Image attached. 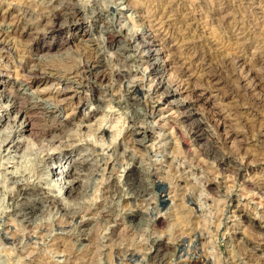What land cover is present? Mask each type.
Wrapping results in <instances>:
<instances>
[{
	"label": "rangeland",
	"instance_id": "1",
	"mask_svg": "<svg viewBox=\"0 0 264 264\" xmlns=\"http://www.w3.org/2000/svg\"><path fill=\"white\" fill-rule=\"evenodd\" d=\"M14 1H29L32 8L51 7L50 0H0L4 4ZM73 3L81 18L78 26L64 22L61 28L51 29L35 24L38 27L32 28V35L19 33L25 19H13L0 9V23L8 31L5 41L9 48L0 57V75L10 81L6 85L11 87L21 61L34 58L42 67L64 69L75 66L85 52L94 53L93 47L104 57L105 67L125 74V83L112 80L116 93L122 94L103 101L80 102L84 90L68 91L62 104L66 106L65 113L74 112L73 122L68 124L71 136L56 145L37 144L19 120L10 123L9 102L0 96V141L7 136V141L10 140L7 145L0 144V264H245L246 261L255 264L256 259L264 262V248L260 254L256 253L257 258L251 255L243 258L246 261L236 260L243 255L240 251L245 252L244 245H236L244 234L257 237L260 233L264 242V201L254 187H244L235 172L221 169L213 158L199 153L206 138L217 133L222 137L220 149L238 159H247L245 176L264 185V121L238 113L251 98L264 101V74L262 78L250 75L252 71L261 74L260 65L253 63L255 58L264 62V0H73ZM155 15L165 16L164 26H149L146 20ZM8 22H13L16 32ZM151 29L157 30L153 32L161 42L156 41V45L164 50L156 62L160 65L167 61V49L178 56L177 65L165 69L164 81L172 87L167 99L155 93V79L148 73L143 53L134 42L139 31L150 33ZM106 30L114 32L113 41L106 38ZM237 41L244 43L240 45ZM221 53L227 58L218 56ZM198 54L213 55L211 61L216 68L213 71L218 74L211 83L196 70L203 62L202 58H195ZM241 56L252 65L241 60ZM223 60H229L228 68ZM127 81L142 85L134 104L122 92ZM85 84L97 86L98 81L91 77ZM49 86L55 84H32V88ZM145 99L148 107L144 105ZM180 101L191 104L189 108L197 112L196 118L207 125L204 136L193 140L187 135L189 126L181 122V110L177 107ZM217 116L227 124L223 130L217 126ZM133 120L144 128V133L132 135L136 142L122 146ZM37 124L35 120L34 128ZM114 124L120 133L110 142L107 135L113 132ZM177 126L181 129L179 133L175 132ZM92 127L96 128L94 137L86 132ZM167 158H171V163ZM133 167L137 168L139 182L129 179ZM205 176L213 180L210 186L205 185ZM175 178L186 184L181 183L180 188L174 183ZM17 183L38 191L27 196L36 207L29 221L15 213L18 206L14 201H7ZM106 185L111 190L103 197ZM135 196L139 200L128 203ZM53 200L56 205L50 204ZM98 203L103 204L102 212H80ZM236 209L246 212V218L235 219ZM73 210L74 218L63 216L64 211ZM59 218L64 223L61 226L56 224ZM114 218L118 221L113 222ZM113 226L116 231L111 235L109 230ZM11 230L18 233L17 238L6 234ZM61 234L69 238L65 252L57 247L56 237ZM160 240L166 248H160ZM112 245L133 249L135 257L117 258ZM89 247L91 252L84 255Z\"/></svg>",
	"mask_w": 264,
	"mask_h": 264
},
{
	"label": "bare ground",
	"instance_id": "2",
	"mask_svg": "<svg viewBox=\"0 0 264 264\" xmlns=\"http://www.w3.org/2000/svg\"><path fill=\"white\" fill-rule=\"evenodd\" d=\"M50 1H51V7L50 8H49V6H48V8H47V6H45L46 8H40V7H38V8H36V7L35 8H32L31 5L28 3L29 1H22L20 3H16L14 1L15 3H12L11 2V3H8V4H4L3 2H0V9H2L4 11V13L8 14V16L10 15L11 17H13V19H25L26 20L25 21V23H26L25 26L19 31L20 34L26 32L25 34L29 35V34H31V32H33V29L32 28H35L37 25H41V24H43L47 28H51V29L61 28V26L63 25L64 22L68 23V25L71 24V25H75V26H78L80 24L81 18L78 16V13H77V10L75 8V4L73 3V0H50ZM32 4H33V2H32ZM32 6H35V5H32ZM210 8H212V7H210ZM157 14H158V12H157ZM97 17H98V15H97ZM164 17H165L164 15H159V16L158 15H155V16H152L151 19H150V21L149 20H146V21H148V23L150 22L149 23L150 25L147 23V27H148V25L150 27H153V28H155L157 26H159V27L164 26L163 25V23L165 22L163 20ZM166 20H167V18H166ZM35 24H37V25L35 26ZM8 25H9V27H11V30H13V32L14 31L16 32V30H14L15 29V26L13 27V25H14L13 22H8ZM150 27H149V29H150ZM164 29H166V28H164ZM154 30H156V29H151V32L150 33L148 31H147L148 33H145V31L144 32H140L139 31V33H137L135 35V37H134V42L135 41L137 42V44H136L137 47H139L141 53H143L142 57H143V61L146 64L145 66L148 69V73L153 75V78L152 79H155V82H154L155 83V88H154L155 93L160 94L161 95V98H162V96H163V98H165V97H167V96L170 95L171 90H172L171 89L172 88L171 85L169 83H166L164 81L165 69H166V67H169V66H170V69H172L174 67V65L176 66L177 65L176 62L178 60V56L176 55L177 53H173L172 52V54H171V51L169 49H167L169 51V53H167V56H168L167 57V61L164 62V63H161L160 65L158 64V62H156V60L158 59V56H160V54L162 53V51L164 52V50L162 49V47L156 45V43H157L156 41H158L160 39H157L156 38L157 36L153 32ZM7 33H8V31L5 29V27L3 26V24L0 23V57H4V55L9 51V48H8V46L6 44V41H5V38L7 36ZM105 33H106V38L107 39H110V41L111 40L112 41L114 40V38H115L114 32L107 31L106 30ZM237 33H239V31ZM244 33L245 32H243V34ZM239 35H237V36H239ZM247 36L249 37V34H247ZM128 38H129V40L131 39V37H128ZM160 42H161V40H160ZM237 42H240V41H237ZM241 42H240V45H242L244 43V42L243 43H241ZM178 43H179V41H178ZM192 44H193V47L196 50L197 49L196 48V45L194 43H192ZM237 44L239 45V43H237ZM247 46H248V44H247ZM187 47L190 48V46H187ZM238 47L239 46H237V48ZM225 48H226V46H225ZM26 49H28V48H26ZM87 49H89V47ZM207 49H209V48H207ZM91 50H93L94 53H91V52L89 53L86 50L87 52L84 53L83 58H82L81 61H79L78 63H76L75 66H70L69 68H64V69H61L59 67H58L59 69L58 68H50V67H42V65L40 66V64H39L40 61L37 60V59H34V58H28L25 61H21V62L18 63V69H16V71H15V77H14L13 81L11 80V82L13 83L11 85V87H7V85H6V82H10V81L8 79H5L2 75H0V96H2L4 99H6V101L9 102V109L8 110L10 111V114H11L10 115V117H11V122L10 123L15 122L16 119L19 120L20 121V125L21 124L24 125V128L29 133H31L30 135H32V140H34L37 144H40V145H43V144L56 145V144L61 143V141L64 138L71 136V135H69V132H68V130L70 128V126H68V124H70L71 122H73L72 120L74 119V112L73 111H70L69 113H65V108L64 107H66V106H63L64 104H62V101H64V99H66L68 97L67 96L68 91H71L72 90V91H74V93H78L80 90H84L85 92L87 91V94L82 91L83 95L81 96V101L80 102H83V101H86L87 102V101L92 100V99L94 101H103L107 97L108 98H113L114 96L120 97L122 93L120 95L116 93L117 89L114 88V86L112 84V80L117 79V80L121 81V83H125V81H124L125 74L122 71H120V70L110 69V68L105 67L107 63H105L104 57L102 58V55L95 48L92 47ZM233 50L235 51V49H233ZM236 50H238V49H236ZM165 51H166V49H165ZM190 52H189V54H190ZM195 52L196 51H194V53ZM81 53H79V55ZM253 53H255V52H253ZM200 54H203V53H200ZM200 54H198L197 56H195V58L196 57H199V59L202 58L203 59V62H200L201 65H200L199 68L197 67L198 69L196 68V70L199 71V72H201V74L204 75V78L209 83H211L216 78V73H217V72L213 71V69H216L212 65V61L213 60L211 61V58H212L213 55L211 54L212 55L211 57H209L210 55L209 56L204 55L203 57H201ZM186 55H188V54H186ZM218 56H222V53L220 55H218ZM218 56L216 55L217 58H218ZM238 56H240V55H238ZM222 57H224V56H222ZM190 58H192V55H191ZM224 58H227L226 54H225V57ZM187 60H189V59H187ZM241 60L246 61L245 57H243V56H241ZM185 61H186V56H185ZM227 62H229V60H225L223 63H226V66H227ZM183 63H185V62H183ZM216 63L218 64V62H216ZM221 63H222V61H221ZM253 63L260 65L259 68L261 69L260 70L261 71V74L259 73L260 74L259 75L256 71H252L251 74L248 71L247 72L250 75H252L254 78L255 77L262 76L264 74V62H263V60L260 59V58H257V59L255 58V60H253ZM248 64H251L252 65V62H250ZM220 66H222V64ZM217 67H219V66H217ZM180 68H182V67L180 66ZM227 68H228V66H227ZM251 68H252V66H251ZM222 69H224V68H222ZM199 72H198V74H199ZM8 73L9 72H7V74ZM235 75H237V74H235ZM4 76H6V75H4ZM9 76L10 75L8 74L6 77L8 78ZM233 76H234V74H233ZM252 76H249V77L251 78ZM91 77L93 79H95L96 81H98V85L97 86H95V85L94 86L93 85L92 86L91 85L86 86L85 83H87V80H89ZM239 77H240V75H239ZM239 77H237V78H239ZM229 78L234 79L233 77H229ZM260 78H262V77H260ZM169 79H171V78H169ZM237 81H238V79H237ZM33 83H36V84L50 83V84H55V86L54 87L49 86L47 88H39V87L38 88L37 87L32 88V84ZM234 83H235V80H234ZM126 84L127 85L124 87V90H122V92H124L125 99L127 101L131 102V104H134V102H135V95L142 89V87H141L142 85L140 83L136 82V81H127ZM206 84H208V83H206ZM234 85L231 86V87H234ZM236 85H237V83H236ZM236 88H237V86H236ZM236 88H235V90H237ZM229 94H230V92H229ZM249 95H251L250 92H249ZM252 95L254 96V94H252ZM239 96H241V95H239ZM247 98L250 99L251 97H247ZM247 98H245L246 101H249V100H247ZM158 99H160V98H158ZM165 99H167V98H165ZM248 103H245V104H247V106H245V107H244V104H243L242 105L243 107L240 108L239 112L237 110V112L240 113V111H241L242 113H244L245 116H250V118L253 117V119L256 118V117H259L262 121H264V101L261 100V99H258V97L257 98L254 97V98H251V102H250L249 106H248ZM65 104H67V103H65ZM147 104H148V99H145L144 105H147ZM240 104H242V103H240ZM190 105L187 102H184V101H180V102L177 103L178 109L181 110L180 111V115H181V119L180 120H181V122L184 123V125L189 126V132H187V135L189 133V135H190L189 137L192 138L193 140H196V138L201 137L202 135L203 136L205 135V131L207 129V127L205 128V126H207V125L205 123H203L201 120H199V118H196V113L197 112L194 111L193 108H189ZM147 107H148V105H147ZM145 109H146V107H145ZM229 109H231V108H229ZM234 111L236 112V110H234ZM177 114H179V113H177ZM216 115H218V114L215 113V116ZM83 116H85V115H83ZM83 116H81V117H83ZM215 116L213 115V117H215ZM234 116H236V115H234ZM178 117H179V115H178ZM35 120L37 121V123H38L37 125L38 126H36L34 128L33 122ZM216 121H217V126H219V128H221L222 130H223L224 127L227 126L226 122L224 120H222L220 117H218L216 119ZM209 122H210V120H209ZM261 125H263V124H260V126ZM113 126H114V130H112L113 132L111 134L107 135V139L110 142H112L115 139V135H118L120 133V129L117 127V124H114ZM262 129H263V127H262ZM95 130H96V128H93V127L92 128H87V131H86L87 132V135H89L90 137H94L93 135H94ZM179 130H181V129L177 126V130L175 132L179 133ZM138 133H142L143 134L144 133V128L142 129V126L138 125V123L133 120L132 121V125H131L130 133L124 137V139L122 140L121 145L122 146H127V145H130L131 143L136 142V141H134V138L132 137V135H135V134H138ZM216 134L217 133H214V135H212L210 138H206V140H205L206 142H204L205 144L204 145L202 144V146H200L201 147L200 148V152H199V150H198V152L201 153V154H203V156H206L209 159H212L213 158L214 161H215V163H216V165L218 167H220L221 169H228L229 168L230 171L235 172L237 174V176H239L241 178L240 180L242 181V185H244V187H249V186L250 187L251 186L254 187L256 189V192L259 195V197H261L262 200L264 201V185H261V184H258V183H253V181H251L249 178H247L245 176L244 172H243L244 167L245 166L247 167V164H248L247 159H244V158H242V159L239 158L238 159V158H236V156H234L233 154H231L229 151L221 150L220 149V146L222 144V139H221L222 137H220V136H218ZM7 139H8V136L5 137L4 139H2L0 141V144L2 143L4 145H7L10 142V140L7 141ZM25 147H27V144H25ZM115 158L117 160V157H115ZM172 158H173V156H172ZM170 160H171V158H170ZM170 160L167 158V162H170ZM111 164L113 165V163H111ZM169 166H170V164H169ZM136 172H137V168L136 167H133L129 171V179L132 178L133 181L135 180V182L136 181L139 182L138 178H140V177H138V175H137ZM177 177H179V176H177ZM160 179H162V178H160ZM205 179H204L205 180V185L206 186H210V183L213 180H211V179H209L207 177ZM183 182H184L183 180L178 179V178L176 179V181H174V183L177 186H180L181 183L183 185L186 184V183H183ZM169 184H171V183H169ZM176 185H175V187H176ZM180 188H182V187L180 186ZM110 190H111L110 185L104 186L103 189H102V196L103 197L104 196L106 197L107 194L110 192ZM37 192L38 191L34 190V188L31 187V186H27V185H25L23 183H21V184L17 183L15 185L14 190L11 191V193H9L7 195V201H14L16 203L15 206H18L15 213H18L19 214V217L21 219H25V221H29V218L28 217L30 216V214L33 212V210L36 207H35V204L33 202L31 203L30 201L27 200V196H30L31 194L37 193ZM224 195H225V193H224ZM188 196H190V195H188ZM227 196L229 197V195H227ZM138 200L139 199L136 198V196H135V198H130L128 200V203H134V202H136ZM49 202L52 205H56L57 204L56 201H54V200L52 202L51 201H49ZM102 207H103V204L102 203H98L97 205L93 206V208L90 207V208H87V209H82L80 212L82 214L95 213L97 210H100L102 212ZM63 210L64 209H62L61 211H63ZM75 212L76 211H74V210L72 212H69V213H67L66 211H64L63 212V216L64 215H68L70 218H74ZM246 214L247 213L246 212L244 213L243 210H237L236 209V210H234L233 217L235 219L237 218L238 220H242V219H245L246 218ZM68 216H65V217H68ZM20 218H18V219H20ZM18 221H20V220H18ZM116 221H118V220L116 218H114L113 219V222H116ZM56 224H57V226L63 225L64 223H63L62 218H59L58 220H56ZM56 224H55V226H56ZM28 226H29V224H28ZM115 231H116V227H114V226L113 227H110L109 234L113 235L115 233ZM231 233H234V232L232 231ZM258 233H259V231H258ZM6 234H9L11 238H17V236H18L17 235L18 233H15L13 230H11L10 232H7ZM258 235L260 236L262 234H260V233L257 234V237L253 235L254 238L251 237V236H249V235L246 236L244 234L243 235V238H239L240 239V242H237L236 245L237 246H240V245L243 246L244 245V248H242V249L245 252H242V251L239 250L240 253H242L243 255L241 254L242 256L239 255L240 257H236L237 258L236 259L237 261H239V260H241L243 258H247V257H249L251 255H255L256 258H257V254L256 253H258L261 249L264 248V242L262 241V238L263 237L262 238H261V236L258 237ZM67 237L68 236H62V234H61V236L56 237V239L58 241L57 247L58 248H61L63 250V252H65L64 250H66V247H68L67 240L69 238H67ZM53 242H55V241H53ZM159 244L161 246L160 247L161 249L162 248H166V244L163 241L160 240V243ZM114 245H112V247H114ZM91 250H92L91 247L87 248L85 250V252H84V255L87 254V253H89V252H91ZM114 251L116 253V257L117 258H120L123 255H129V256L132 257V256H134L136 254V252L133 249L127 248L126 246H123L122 247L121 245L120 246L118 245L117 247H114ZM164 251H166V250H164ZM160 253H162V252H160ZM258 254H260V253H258ZM67 256H69V255H67ZM74 257H77V256H74ZM243 260H245V259H243ZM246 262H244V263L246 264ZM254 262H255V264H264V262H262V261H260L258 259H256ZM232 264H234V263H232ZM250 264H252V263H250Z\"/></svg>",
	"mask_w": 264,
	"mask_h": 264
}]
</instances>
